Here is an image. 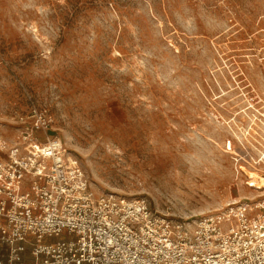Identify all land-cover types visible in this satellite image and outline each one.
I'll return each instance as SVG.
<instances>
[{"label": "rangeland", "instance_id": "1", "mask_svg": "<svg viewBox=\"0 0 264 264\" xmlns=\"http://www.w3.org/2000/svg\"><path fill=\"white\" fill-rule=\"evenodd\" d=\"M259 98L264 0H0V134L44 112L94 194L189 222L250 196L224 144Z\"/></svg>", "mask_w": 264, "mask_h": 264}, {"label": "built area", "instance_id": "2", "mask_svg": "<svg viewBox=\"0 0 264 264\" xmlns=\"http://www.w3.org/2000/svg\"><path fill=\"white\" fill-rule=\"evenodd\" d=\"M257 102L240 127V148L224 144L253 193L193 222L156 214L144 198L94 194L58 139H38L52 119L33 111L30 126L10 139L0 134V245L16 263L29 248L38 264H264V185L245 173L264 180V100Z\"/></svg>", "mask_w": 264, "mask_h": 264}, {"label": "crops", "instance_id": "3", "mask_svg": "<svg viewBox=\"0 0 264 264\" xmlns=\"http://www.w3.org/2000/svg\"><path fill=\"white\" fill-rule=\"evenodd\" d=\"M57 236L46 237L45 242H53L57 240ZM11 255L9 252V247L7 245H0V264H38L34 262V257L30 253V249L27 248L24 252L21 253V262L16 263L10 260Z\"/></svg>", "mask_w": 264, "mask_h": 264}, {"label": "bare ground", "instance_id": "4", "mask_svg": "<svg viewBox=\"0 0 264 264\" xmlns=\"http://www.w3.org/2000/svg\"><path fill=\"white\" fill-rule=\"evenodd\" d=\"M162 168H163L162 173H165L166 172V166L163 165ZM245 173L250 178L249 182L251 183V185L258 186V187H261L264 185V180L259 178V176L256 173L249 172V171H245Z\"/></svg>", "mask_w": 264, "mask_h": 264}]
</instances>
